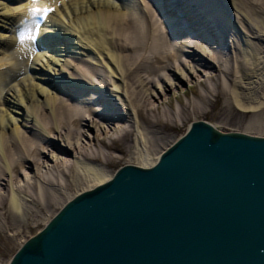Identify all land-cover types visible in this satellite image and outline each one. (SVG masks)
Listing matches in <instances>:
<instances>
[{
	"label": "bare ground",
	"instance_id": "bare-ground-1",
	"mask_svg": "<svg viewBox=\"0 0 264 264\" xmlns=\"http://www.w3.org/2000/svg\"><path fill=\"white\" fill-rule=\"evenodd\" d=\"M54 1L51 30L42 32L67 42L19 61L20 49H12L30 26L34 4L0 0V229L10 227V215H26V202L45 208L66 193V204L112 179L113 155L88 153L79 141L88 124L104 130L112 117H121L117 127L131 119L136 137L128 142L129 132H122L117 138L125 146L105 147L128 154L130 164L155 165L164 152H150L159 128L177 125L173 112L163 114L165 121L149 117L151 99L174 77L187 81L188 73L201 72L195 64L213 70L215 82L182 107L181 121L204 113L213 94L226 100L223 110L264 124V0ZM179 1L185 2L180 14ZM129 49L139 54L136 61ZM93 99L94 107L87 106ZM48 153L60 156L53 167L46 166Z\"/></svg>",
	"mask_w": 264,
	"mask_h": 264
},
{
	"label": "water",
	"instance_id": "water-1",
	"mask_svg": "<svg viewBox=\"0 0 264 264\" xmlns=\"http://www.w3.org/2000/svg\"><path fill=\"white\" fill-rule=\"evenodd\" d=\"M8 264H264V137L206 121L81 193Z\"/></svg>",
	"mask_w": 264,
	"mask_h": 264
},
{
	"label": "rangeland",
	"instance_id": "rangeland-1",
	"mask_svg": "<svg viewBox=\"0 0 264 264\" xmlns=\"http://www.w3.org/2000/svg\"><path fill=\"white\" fill-rule=\"evenodd\" d=\"M133 18L135 17L133 16ZM112 37L115 39L114 36ZM122 50H127V47H123ZM129 50L131 52L128 51V54L134 55V60L136 61L139 57V54L133 53L134 51L131 49ZM84 59L90 60V57ZM195 68L200 69L201 72L193 70L192 74L190 73L189 75L188 73L187 81H183L181 78L179 79L174 77L172 79V86L169 87L168 85L165 90L160 89V91H158V93H156L154 96L155 98L151 99L153 104V112H150L148 116H151L152 118L158 116L165 121L166 116L163 114L166 112H173L176 115L175 124L177 125V128H159L158 131L162 132V135L161 138H159V141L153 142L154 145L151 147L150 151L153 157H157L162 151H165L167 148H169L176 140L186 133L193 122L197 121H207L209 123L216 124L223 132H242L252 135L264 136V128H262L264 127V124L261 125V122L258 120V118L253 121L251 120L253 118L251 116H242L241 114H233L223 110V105L225 104L226 100L222 97L216 99L213 94L209 95L210 104L205 107L204 113H191L186 120L181 121L180 118H178V114L182 107L197 101V95L200 96L202 93H204V90H209L208 87L215 82L209 79V76H211L213 70H205L196 64ZM111 87V85L108 86V88ZM92 107H94V104H92ZM120 118L121 117H112L113 121L110 120L109 126L102 122L106 126L104 130L99 129V127H93L91 124L86 125V128L84 129L86 130V135L79 140L81 145L85 147V150L88 153L96 152L98 154L113 155L116 161L107 168L112 174H114L122 166L130 164L129 161L132 160H130L131 157L128 156V154L122 156L115 151L107 149L105 146H125V144L119 142L117 138L123 134L122 132H129L128 136L126 137L128 142L136 137L135 129L131 119L122 118V126H116ZM117 119L118 121H115ZM171 123L172 122H170L169 125ZM145 127L149 128L148 125ZM149 137H152V135H148V138ZM135 149L136 147L133 148L134 152L136 151ZM73 156L78 155L73 154ZM46 158L48 160V164H46V166L53 167L55 166L56 159H60V156L57 153L56 156L55 154L48 153ZM72 161L73 160H71V162ZM80 188H82V185L79 186V189ZM77 190L78 189L76 187L70 193L77 192ZM59 200V203L46 206L45 208L35 206L31 202H26L25 216L16 217L10 215L8 217L10 227L7 230L0 229V264H8L18 249L29 238L35 236L43 229V227L53 218V216H55L56 213H58V211H60L65 205L67 194L64 193L63 196L59 198Z\"/></svg>",
	"mask_w": 264,
	"mask_h": 264
},
{
	"label": "snow or ice",
	"instance_id": "snow-or-ice-1",
	"mask_svg": "<svg viewBox=\"0 0 264 264\" xmlns=\"http://www.w3.org/2000/svg\"><path fill=\"white\" fill-rule=\"evenodd\" d=\"M38 3V0H33V4H37ZM54 11L53 8H50V7H43V8H40V7H32L28 10V13L29 15L31 16H37V15H40V16H46L48 13ZM39 25H37L38 27ZM17 39L19 41V44L20 45H23L26 41L28 40H32L34 41L36 39V35L35 33L32 31V29L30 28H25L24 30H21L19 31L18 33V36H17Z\"/></svg>",
	"mask_w": 264,
	"mask_h": 264
}]
</instances>
